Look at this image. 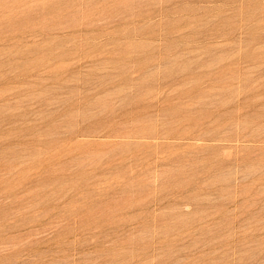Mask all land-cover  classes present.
I'll list each match as a JSON object with an SVG mask.
<instances>
[{
  "label": "rangeland",
  "instance_id": "obj_1",
  "mask_svg": "<svg viewBox=\"0 0 264 264\" xmlns=\"http://www.w3.org/2000/svg\"><path fill=\"white\" fill-rule=\"evenodd\" d=\"M0 264H264V0H0Z\"/></svg>",
  "mask_w": 264,
  "mask_h": 264
}]
</instances>
